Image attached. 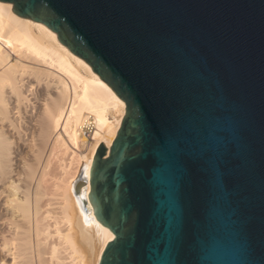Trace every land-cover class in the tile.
Returning <instances> with one entry per match:
<instances>
[{
	"label": "water",
	"instance_id": "1",
	"mask_svg": "<svg viewBox=\"0 0 264 264\" xmlns=\"http://www.w3.org/2000/svg\"><path fill=\"white\" fill-rule=\"evenodd\" d=\"M123 100L75 191L97 264H264V0H0Z\"/></svg>",
	"mask_w": 264,
	"mask_h": 264
},
{
	"label": "bare ground",
	"instance_id": "2",
	"mask_svg": "<svg viewBox=\"0 0 264 264\" xmlns=\"http://www.w3.org/2000/svg\"><path fill=\"white\" fill-rule=\"evenodd\" d=\"M11 7L0 1V264H97L110 230L84 205L88 185L75 184L125 104L54 31Z\"/></svg>",
	"mask_w": 264,
	"mask_h": 264
},
{
	"label": "built area",
	"instance_id": "3",
	"mask_svg": "<svg viewBox=\"0 0 264 264\" xmlns=\"http://www.w3.org/2000/svg\"><path fill=\"white\" fill-rule=\"evenodd\" d=\"M92 129H93L92 123H85L81 130V136L84 137L85 139L91 138Z\"/></svg>",
	"mask_w": 264,
	"mask_h": 264
},
{
	"label": "rangeland",
	"instance_id": "4",
	"mask_svg": "<svg viewBox=\"0 0 264 264\" xmlns=\"http://www.w3.org/2000/svg\"><path fill=\"white\" fill-rule=\"evenodd\" d=\"M87 123H89V122H87ZM90 139L91 138H89V140H87V139H85L84 137H82V148L84 149V150H86V149H88V144H89V142H90ZM85 161V160H84ZM85 163V162H84ZM84 166V165H83ZM83 166H82V168H83ZM81 168V169H82ZM81 172V171H80Z\"/></svg>",
	"mask_w": 264,
	"mask_h": 264
}]
</instances>
